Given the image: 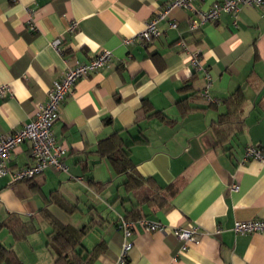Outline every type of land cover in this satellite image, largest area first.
I'll return each mask as SVG.
<instances>
[{"label":"crops","instance_id":"1","mask_svg":"<svg viewBox=\"0 0 264 264\" xmlns=\"http://www.w3.org/2000/svg\"><path fill=\"white\" fill-rule=\"evenodd\" d=\"M219 1L174 10L159 24L160 36L140 46L123 45L122 39L142 31L165 0H0V86L9 89L0 96V134L28 123L67 67L102 51L113 55L108 66L78 80L64 98L52 131L67 150V172L47 169L25 182L0 177V222L9 213L32 217L46 223V237L49 227L39 214L45 209L62 224L90 227L82 245L87 250L100 245L94 264H115L122 243L117 217L132 212L168 227L195 225L203 235L179 253L181 243L169 230L137 229L126 264H264V232L231 230L235 221L264 219V164L242 161L246 146L264 149V6L243 8L236 19L222 13L216 22L188 31L196 11ZM30 16L36 32L26 26ZM72 21L77 26L68 32ZM170 22L177 28H169ZM58 37L61 55L49 46ZM193 50L209 70V95L217 104L201 96L202 76H192ZM235 91L242 96L236 114L243 126L222 142L212 124L227 113L224 101ZM114 133L125 144L144 138L130 149L131 174L141 181L130 192L100 150ZM32 162L26 142L14 149L9 166L15 170ZM54 197L75 206L73 214ZM217 228L222 232L214 234ZM7 233L0 243L16 254L20 241ZM45 245L26 237L20 263L53 264Z\"/></svg>","mask_w":264,"mask_h":264},{"label":"built area","instance_id":"2","mask_svg":"<svg viewBox=\"0 0 264 264\" xmlns=\"http://www.w3.org/2000/svg\"><path fill=\"white\" fill-rule=\"evenodd\" d=\"M205 0H165L163 5L157 8L151 17L145 22L144 29L129 37L122 39L123 45L146 46L160 36L159 24L166 21L168 16L177 9L192 10L194 3L204 2ZM264 6V0H222L214 2L206 11H196L194 17L187 21V29L190 32L196 31L206 23H214L219 16L224 13L236 19L243 8H254ZM26 26L31 32H36L37 28L33 17H28ZM76 22L69 23L67 31L72 32L76 28ZM168 27L176 29L177 24L168 23ZM49 46L58 54H62V39L56 38L49 42ZM180 48H186L183 41L178 43ZM113 60L110 51H102L95 55L89 61L77 63L74 66L67 67L61 77L53 81L45 102L36 106L33 118L25 123L22 128L7 134H0V177L10 176L15 182H25L33 180L47 169L56 172H67L64 158L67 150L63 148L53 134V126L59 120L60 109L64 98L69 94L74 84L94 73L95 71L108 66ZM190 65L196 75H201L205 81L201 91V96L208 104H217L218 101L211 98L209 89L212 81L208 68L200 63L199 51H190ZM7 85L0 86V96L8 94ZM30 144V157L32 164L12 170L9 166L10 155L23 143ZM254 160L264 164V149L248 145L244 148L242 161ZM230 190L236 192L238 184L231 185ZM118 231L122 235V243L115 264H126L128 252L132 248V236L137 229L146 233L166 232L169 230L172 235L181 243L179 253L187 250L189 245L197 244L203 233L199 227L188 224L184 227H168L160 222L149 221L147 219H126L118 215L116 223ZM232 232L235 235H245L251 233L264 232V219H253L248 221H235ZM217 228L214 234L221 233Z\"/></svg>","mask_w":264,"mask_h":264},{"label":"trees","instance_id":"3","mask_svg":"<svg viewBox=\"0 0 264 264\" xmlns=\"http://www.w3.org/2000/svg\"><path fill=\"white\" fill-rule=\"evenodd\" d=\"M194 75L195 73L192 76ZM224 102L227 105V113L220 116L218 121L212 124L216 137L222 142L226 141L232 132L243 126L239 114H236L238 106L242 103L240 91H235ZM143 142V137H137L132 139L129 144H125L120 134L114 133L100 144L102 154L115 164L120 176L125 177L122 186L128 192L137 188L141 183L140 178L131 174L133 167L130 161V149ZM54 200L55 204L66 213L73 214L75 206L64 202L60 197L58 199L56 197ZM39 214L49 227L45 246L52 254L53 264H94L100 245L97 244L92 250H87L82 245L83 237L90 231V227L76 228L70 224H62L45 209L41 210ZM125 218L134 220L142 218V216L133 215L131 212ZM0 227L6 229L16 241L26 239L28 235L37 230L32 217L22 219L13 213H9L0 222ZM0 264H21L11 248L2 243H0Z\"/></svg>","mask_w":264,"mask_h":264},{"label":"rangeland","instance_id":"4","mask_svg":"<svg viewBox=\"0 0 264 264\" xmlns=\"http://www.w3.org/2000/svg\"><path fill=\"white\" fill-rule=\"evenodd\" d=\"M35 226H36V231L34 232V234H32L30 237H29V235L27 236V239L31 242V244H35V245H41L42 243H44V242H46V237H45V232H44V230L43 229H47V225H46V223L45 222H41V221H39V222H35ZM7 235H8V233H7V231L6 230H4V228L1 230V232H0V242H4V240L7 238ZM29 237V238H28ZM25 241H26V239H24V240H21L20 242H19V244L18 245H21V247H17L16 248V252H17V250H18V252L15 254V257H16V259L19 261V258L20 257H23L24 255H23V253H24V248H22V247H24V245H25ZM6 242H8V243H6L7 245H9V242H10V240L9 241H6ZM20 262V261H19Z\"/></svg>","mask_w":264,"mask_h":264}]
</instances>
